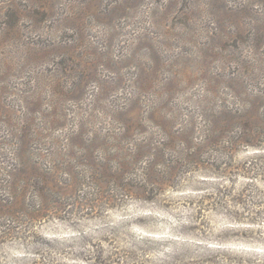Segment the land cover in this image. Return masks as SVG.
Returning a JSON list of instances; mask_svg holds the SVG:
<instances>
[{
	"label": "rangeland",
	"instance_id": "374dc122",
	"mask_svg": "<svg viewBox=\"0 0 264 264\" xmlns=\"http://www.w3.org/2000/svg\"><path fill=\"white\" fill-rule=\"evenodd\" d=\"M263 141L264 0H0V264L264 252Z\"/></svg>",
	"mask_w": 264,
	"mask_h": 264
},
{
	"label": "trees",
	"instance_id": "16d2710c",
	"mask_svg": "<svg viewBox=\"0 0 264 264\" xmlns=\"http://www.w3.org/2000/svg\"><path fill=\"white\" fill-rule=\"evenodd\" d=\"M73 70H75L73 68ZM82 71V70H80ZM79 71V72H80ZM58 92V91H57ZM250 106H244L241 111H247ZM240 133H237L229 142L226 143L245 144L251 148L261 147L259 143L260 132L259 127L253 125L249 120H242L239 124ZM224 133L226 129L222 128ZM261 143H264L261 142ZM255 173L260 177L264 175V168L256 167ZM247 179H249L247 177ZM264 183V180H260ZM155 184V183H154ZM250 188L243 189L238 192L235 198L224 196L219 201L226 207H234L236 210H227V215L234 219H244L246 225L249 227L264 228V193L256 190L255 184L248 185ZM99 257H94V264H114L112 256L108 257L94 252ZM185 253V254H183ZM174 262L180 264H264V252H257L253 250H238L234 251L231 248L224 246H203L199 250L187 248L186 251L177 254L174 252ZM108 259V260H107ZM185 261V263H184Z\"/></svg>",
	"mask_w": 264,
	"mask_h": 264
}]
</instances>
